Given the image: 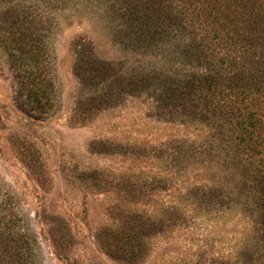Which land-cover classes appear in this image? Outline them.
<instances>
[{"label": "rangeland", "instance_id": "obj_1", "mask_svg": "<svg viewBox=\"0 0 264 264\" xmlns=\"http://www.w3.org/2000/svg\"><path fill=\"white\" fill-rule=\"evenodd\" d=\"M217 73L264 83V0H0V264H261Z\"/></svg>", "mask_w": 264, "mask_h": 264}, {"label": "trees", "instance_id": "obj_2", "mask_svg": "<svg viewBox=\"0 0 264 264\" xmlns=\"http://www.w3.org/2000/svg\"><path fill=\"white\" fill-rule=\"evenodd\" d=\"M220 73L203 81L199 98L191 103L190 116L209 125V131L220 134L225 153L239 158V163L257 174L264 182V83L245 81L225 85ZM205 122V123H206ZM215 126V128L213 127ZM260 180V181H259ZM256 205L264 214V192L259 188ZM12 258V257H10ZM8 264H11L10 261ZM264 264V260L261 262Z\"/></svg>", "mask_w": 264, "mask_h": 264}]
</instances>
